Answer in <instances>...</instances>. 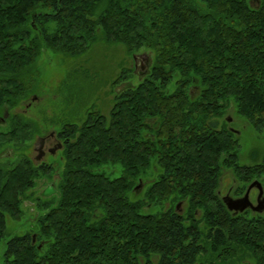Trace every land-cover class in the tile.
<instances>
[{
	"label": "trees",
	"instance_id": "1",
	"mask_svg": "<svg viewBox=\"0 0 264 264\" xmlns=\"http://www.w3.org/2000/svg\"><path fill=\"white\" fill-rule=\"evenodd\" d=\"M96 43L149 50L151 69L107 115L92 109L58 132L60 173L24 156L0 163V243L37 179L56 172L59 194L34 200L38 231L8 239L2 264H264V214H233L218 193L225 170L234 195L253 180L264 191V162L239 163L225 118L233 107L264 130V0H0V152L38 131L15 109L41 49L77 57ZM148 206L159 208L142 213Z\"/></svg>",
	"mask_w": 264,
	"mask_h": 264
},
{
	"label": "rangeland",
	"instance_id": "2",
	"mask_svg": "<svg viewBox=\"0 0 264 264\" xmlns=\"http://www.w3.org/2000/svg\"><path fill=\"white\" fill-rule=\"evenodd\" d=\"M152 61L151 51L140 49L128 54L121 44L108 46L96 43L77 57L65 56L43 47L32 65L35 75L32 76L31 89H29L31 91L15 109V112L34 122L38 131L33 134L30 141L16 147L14 151H12L13 147L4 146L0 152V163H14L24 156L36 166L46 164L60 173L61 151H54L53 154L45 152L37 160L38 152L35 150L37 140L52 134L57 135L67 125H81L87 111L92 109L107 115L113 96L124 89L138 85L143 77L147 76ZM28 71H32V68ZM122 73H125L123 78L120 77ZM174 82L175 79L169 84L168 91H172ZM228 117L230 118L228 127L239 132L237 135L239 163L241 165L262 164L264 162V130L257 133L242 117L235 114L233 107L225 115V118ZM2 118L4 119V116H0V131H5L7 126ZM219 120L222 122L224 118ZM220 121H218L219 124ZM53 145L54 141L47 138L43 150L46 151ZM97 171L104 172L111 178L122 175V168L119 166L115 168L102 166ZM56 172H50L35 181V187L28 191L34 199L31 198V201L26 200L22 203L21 217L18 219L6 217V232L0 243V264H2L8 239L38 231L37 217L43 213V210L36 207L34 200L56 201L58 199ZM150 172L143 178L144 184L140 183L138 193L143 192L150 185V181L155 178L158 170L152 169ZM233 180L232 172L225 170L218 186L221 200L222 197L229 195V188L234 186ZM141 196L136 197L130 194L131 199L142 198ZM229 196L232 197V195ZM164 207H168V204L165 203ZM158 208L148 206L142 210V213L153 214ZM176 209H179V213H183L184 203H177ZM32 237L35 238V236ZM39 247H42L41 244ZM242 261L246 264L253 263L251 259Z\"/></svg>",
	"mask_w": 264,
	"mask_h": 264
},
{
	"label": "water",
	"instance_id": "3",
	"mask_svg": "<svg viewBox=\"0 0 264 264\" xmlns=\"http://www.w3.org/2000/svg\"><path fill=\"white\" fill-rule=\"evenodd\" d=\"M6 116L7 115H5L4 118H6ZM2 120L4 119L2 118ZM227 121L229 122L230 118L227 119ZM40 141L41 139L37 142L36 147H35L37 151L39 150ZM40 157H41V154L38 155L37 159H40ZM140 187H141V184L139 183L136 189L139 190ZM253 187H256V189L258 190L256 206H253L249 200V192ZM222 202L226 206L227 210L233 211L235 213H238V212L241 213L247 208H250L252 211H257V212L264 211V197H263V189H262L261 183L257 180H254L248 185L242 197L234 199L230 197L229 195H226L222 197Z\"/></svg>",
	"mask_w": 264,
	"mask_h": 264
},
{
	"label": "flooded vegetation",
	"instance_id": "4",
	"mask_svg": "<svg viewBox=\"0 0 264 264\" xmlns=\"http://www.w3.org/2000/svg\"><path fill=\"white\" fill-rule=\"evenodd\" d=\"M227 119H229V118H227ZM1 121V120H0ZM228 122V121H227ZM230 123V121L228 122V124ZM230 128V130L232 131V132H234V133H236V134H239V132L237 131V130H235V129H233V128H231V127H229ZM47 138H49V139H52L53 141H54V145H53V147H51V148H48L46 151L45 150H43L44 149V146H45V143H46V140H47ZM41 141H40V144H39V151H40V153L39 154H41V157L43 156V154H45V152H50V153H54V151H58V150H60V151H62V149H63V147H64V139H63V135H60V134H57V135H55V134H52V135H49L48 137H41ZM235 180H233L232 181V185H234V186H232L231 188H229V195H232V198H240V197H242L243 196V194L245 193H243L242 195H240V196H236V195H234V192L236 193V191H234L235 190ZM249 185V184H248ZM246 191V190H245ZM219 193V192H218ZM257 195H258V190L256 189V187H253L251 190H250V192H249V200H250V202H251V204L253 205V206H256V204H257ZM263 197H264V191H263ZM254 213V214H260V215H263L264 214V211H261V212H257V211H252L250 208H247V209H245L243 212H238V213H235V212H232L233 214H243V213Z\"/></svg>",
	"mask_w": 264,
	"mask_h": 264
},
{
	"label": "bare ground",
	"instance_id": "5",
	"mask_svg": "<svg viewBox=\"0 0 264 264\" xmlns=\"http://www.w3.org/2000/svg\"><path fill=\"white\" fill-rule=\"evenodd\" d=\"M41 138H39L38 140H37V142L40 140ZM42 140V139H41ZM37 142H36V144H37ZM36 144H35V147H36ZM35 150H36V148H35ZM37 151V150H36ZM38 152V155H39V153H40V151L38 150L37 151ZM38 157V156H37ZM41 158V157H40ZM37 159V158H36ZM37 160H39V159H37ZM226 207V206H225ZM229 211V210H228ZM230 212H233V211H230Z\"/></svg>",
	"mask_w": 264,
	"mask_h": 264
}]
</instances>
